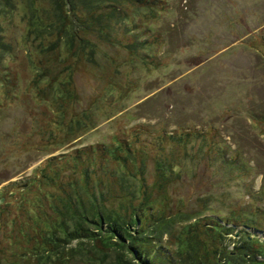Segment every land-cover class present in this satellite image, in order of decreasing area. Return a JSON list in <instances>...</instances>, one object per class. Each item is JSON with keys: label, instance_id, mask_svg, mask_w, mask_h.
I'll use <instances>...</instances> for the list:
<instances>
[{"label": "rangeland", "instance_id": "1", "mask_svg": "<svg viewBox=\"0 0 264 264\" xmlns=\"http://www.w3.org/2000/svg\"><path fill=\"white\" fill-rule=\"evenodd\" d=\"M80 1L69 21L93 57L41 50L53 38L35 16L60 25L35 12L45 1L0 18L13 54L0 80V264H95V250L138 264L140 246L146 264L264 252V0H124L106 29L77 30Z\"/></svg>", "mask_w": 264, "mask_h": 264}, {"label": "trees", "instance_id": "2", "mask_svg": "<svg viewBox=\"0 0 264 264\" xmlns=\"http://www.w3.org/2000/svg\"><path fill=\"white\" fill-rule=\"evenodd\" d=\"M17 1L18 0H0V18H8V17L13 16L14 13L17 11V5H16ZM37 1H38V3L40 1H45V3L43 4V5H45L44 8L38 7L35 10V12L37 14L43 15L44 13H50V15L54 16V18L57 21H59V23H60V25H57L55 23V25L53 27H50L49 25H47V28L46 27L41 28L40 23H42L43 19L40 18V16H38V17L35 16L34 22H35V24H37V31H35V32L40 34L41 36H48L49 38H53L52 41H50L46 44V48H45V44H42L41 50H44L46 53H49V51L54 52L57 55L59 52L63 51V49H64L63 47H66V51L68 52V54H70L72 57L73 56L76 57V55H78V53H82L85 55V52H87V50H89L88 49V47H89L90 48V54L93 57V55H94V49L93 48H95L96 46H93L90 44L87 47L86 45H84L82 47H83V49L86 48L85 49L86 51L83 50V52H80V51H82L81 47H79L82 45L81 43H79L81 41L78 40L79 42H77L75 39L76 33L78 31L75 33L76 28L74 26V23L69 21L70 20L69 17L73 16V12L75 13V11L76 12L78 11V8H76L77 5L79 6L80 10H83L81 1L80 0H37ZM135 1L141 2V3L144 2L142 0H135ZM84 2H85V5L87 6L86 7L87 17H86V21L82 20L83 21L82 23H80V19L78 18V21L76 22L77 30H79L80 27H83L85 25L91 27L92 25H95V23H97V22L103 23L102 28L106 29L108 20H110L114 15L117 16L116 20L121 19V16H119L116 13L119 11H117V10L115 11V9H118L119 5L122 6V4L125 1L124 0H84ZM7 10H9V13H7ZM109 11H110V13L108 14ZM37 14H35V15H37ZM102 19L104 20V22H102ZM80 31L83 32L84 30H80ZM2 32H3L2 26L0 25V51H4L2 53L0 52V60L2 61L1 64L3 65V67L1 68L2 70L0 71V80H4L6 82V79H7L6 75H8V71L6 73V68H7V66H10L12 64V63H10V60L13 57L10 58L9 56L13 55V54L11 52L12 48H11L10 44H8L9 42H7V41H5V39H3V35H1ZM98 34H101L102 35L101 38L105 40L103 30L98 32ZM42 72L43 73H40V74H42L41 77L47 78L49 80L48 81L49 85L52 86L53 81H51V79H50L49 71L43 70ZM36 81H39V80L36 79ZM68 85H69V82L67 84L59 85L58 89H57V90H59V92L57 93V100H58V103L60 105H58V107H56V108H57V113L61 116H62V114H64L63 113V111L65 110L64 106L66 104L70 103L69 98L71 96H73L71 93L72 91L68 88ZM60 102H62V103H60ZM172 138L175 139V137H172ZM115 142H117L116 146L118 149L125 151L124 145L122 143H120L117 139H115ZM126 151H128V150H126ZM191 231H192V229L190 228L189 231L187 232V235H190ZM204 231H205V233H203L202 231H199L194 236V239L196 240L195 244H200V242H201V240H203V238H209L210 232H208L207 230H204ZM214 231L217 232L215 229H214ZM110 233H112V232H110ZM117 233L119 234V231ZM107 234L100 236L98 238L95 237L96 238L95 240L99 239V240H101V242L102 241L111 242L112 240H110V237ZM111 238H112V236H111ZM102 244H104V243L102 242ZM251 244L253 245V243H251ZM198 246L201 247L200 245H198ZM214 246H216V244L215 243L213 244V242L209 244V248H211V249ZM248 248H249L248 246L244 247V249H247V251L250 252V249H248ZM215 250H217L216 247H215ZM95 252H96V254L90 255V257H91L90 259H92L95 264H96V262L94 259H97L98 256H99L98 260L100 262H102V264L108 262L105 259L103 260L101 258L103 256L104 252H98L96 250H95ZM250 253H251V255H249V258L245 257L246 260L243 261L244 264H264V262L258 261L259 260L258 257L255 256L257 253H259V255L262 254L261 258L264 259V254H263L264 252H263L262 248H258L257 253L255 251L250 252ZM77 254L79 256H81L82 251L80 253L77 252ZM226 255L227 254H225V256ZM233 255H235V254H232V256ZM196 256H197V253L195 252V257ZM232 256H231L232 260L236 259V258H233ZM236 256H237V254H236ZM135 257H136V260L139 262L138 264H146L147 261L145 258H147L148 256L146 254L145 247L140 246L139 253ZM209 259H210L211 264H213L210 256H209ZM123 263H124V259H118L117 264H123ZM191 264H195V263L192 262Z\"/></svg>", "mask_w": 264, "mask_h": 264}]
</instances>
